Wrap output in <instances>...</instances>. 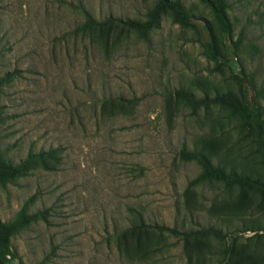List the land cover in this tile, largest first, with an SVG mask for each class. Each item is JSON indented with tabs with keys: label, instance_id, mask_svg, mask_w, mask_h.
I'll use <instances>...</instances> for the list:
<instances>
[{
	"label": "rangeland",
	"instance_id": "rangeland-1",
	"mask_svg": "<svg viewBox=\"0 0 264 264\" xmlns=\"http://www.w3.org/2000/svg\"><path fill=\"white\" fill-rule=\"evenodd\" d=\"M157 0H0V159L35 162L0 183V215L31 221L0 264H264V193L202 173L183 150L264 182L253 131L229 108L176 98L247 91L264 108V0H182L146 37L120 22L84 28V11L144 21ZM214 41L218 59L207 50ZM215 227L230 237L186 241ZM236 243H233L235 240Z\"/></svg>",
	"mask_w": 264,
	"mask_h": 264
},
{
	"label": "trees",
	"instance_id": "trees-1",
	"mask_svg": "<svg viewBox=\"0 0 264 264\" xmlns=\"http://www.w3.org/2000/svg\"><path fill=\"white\" fill-rule=\"evenodd\" d=\"M209 4L218 20L224 27V30L228 33L232 32V22L228 14V2L227 0H202ZM169 9L177 22L182 25H192V16L188 13L182 0H157L156 4L148 13V18L144 21L136 19H122L120 17L109 16L103 20L94 18L89 12L84 11L85 22L84 28L90 29L94 27H101L114 22H120L128 26L131 29L137 31L140 35L146 37L149 31L157 24L161 14ZM208 53L214 59H218L219 52L217 50L214 41H210L207 45ZM240 95H236L233 92H225L214 96H201L197 97L190 91L179 89L174 92V96L178 99L185 101L193 108L208 107L212 104H217L223 107L229 108L234 114H238L243 120V127L247 126L253 131V135L256 139V144L260 152L261 163L264 167V108L262 105L252 106L248 102L247 91L241 87ZM180 157L186 160L194 159L202 166V173L192 180L193 184L206 180L221 181L227 187L233 185H240L242 187L254 188L257 191L264 193V182L260 178L253 177L248 173L238 171H226L220 165H217L213 160L204 152L197 150H183L180 153ZM35 155H30L26 160L20 163H12L5 159H0V183H6L7 181L24 173L28 167L35 162ZM32 219V215L27 213L24 209L20 211L18 217L11 223L5 222L0 215V257L6 258L7 254H13L11 249V238L22 227L27 225ZM175 235H182L186 241H190L192 238H209L215 237L221 240H225L230 237L228 232H224L222 229L215 227H207L200 229H192L181 231L177 228H164ZM235 240V239H234ZM237 241H233L236 243ZM235 247H230L227 255V260L222 261L219 264H230L232 254Z\"/></svg>",
	"mask_w": 264,
	"mask_h": 264
}]
</instances>
